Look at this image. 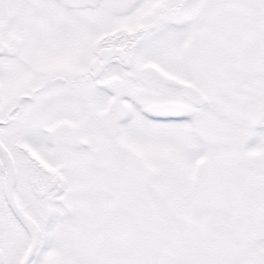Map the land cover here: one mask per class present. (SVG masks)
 <instances>
[{"label": "snow or ice", "instance_id": "obj_1", "mask_svg": "<svg viewBox=\"0 0 264 264\" xmlns=\"http://www.w3.org/2000/svg\"><path fill=\"white\" fill-rule=\"evenodd\" d=\"M0 264H264V0H0Z\"/></svg>", "mask_w": 264, "mask_h": 264}]
</instances>
